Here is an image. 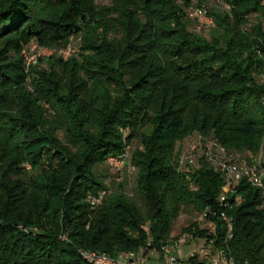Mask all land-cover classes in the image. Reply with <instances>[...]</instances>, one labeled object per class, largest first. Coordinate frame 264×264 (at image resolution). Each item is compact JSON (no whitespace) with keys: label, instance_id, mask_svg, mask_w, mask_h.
Here are the masks:
<instances>
[{"label":"trees","instance_id":"1","mask_svg":"<svg viewBox=\"0 0 264 264\" xmlns=\"http://www.w3.org/2000/svg\"><path fill=\"white\" fill-rule=\"evenodd\" d=\"M112 2L0 0V264L159 255L183 207L206 213L183 229L190 240L264 264V186L225 193L204 154L182 162L199 135L249 163L264 151V0L218 1L230 9L209 7L204 33L190 14L203 0ZM71 37V58L27 68L26 46ZM110 157L134 168L132 194Z\"/></svg>","mask_w":264,"mask_h":264},{"label":"built area","instance_id":"2","mask_svg":"<svg viewBox=\"0 0 264 264\" xmlns=\"http://www.w3.org/2000/svg\"><path fill=\"white\" fill-rule=\"evenodd\" d=\"M220 1V0H219ZM226 9H230L229 4L222 3ZM192 17L196 19L200 26H205L208 29L215 25L213 17L208 12V7L202 5L193 9L190 13ZM80 38V37H79ZM81 39V38H80ZM79 41L78 38L75 39L71 37L70 42L65 46L58 49H50L47 47L39 46L36 43L29 44L23 50V54L26 60V66L29 68L30 65H35L39 62L42 57L49 56L53 53H57L64 59L73 56L76 53V42ZM34 44V45H33ZM49 51L46 54V51ZM199 153L204 154L209 161H211L215 166H217L224 175L225 184L223 186L224 192L228 193L235 189L236 185L243 179L247 180L251 185L255 187L264 186V172L260 168L259 162L264 157V151L261 149V154L258 162L249 163L245 158H238L233 153L228 152L220 143L215 139L199 135L197 140L189 144L186 148L182 162L188 160L193 163ZM126 156V155H125ZM108 162L118 170H121L126 163L124 157H110ZM106 191H103L99 196H89L90 204L95 207L101 202ZM225 199V195H222L221 200ZM206 213L203 212L197 217V221H201ZM224 219L228 221L231 226V221L224 214ZM192 237L191 233H184V236L179 238L178 242H187L188 239ZM62 238H66L63 236ZM82 256L90 264H150L149 255H144L137 252H127L122 253L118 257H113L105 252H97L90 250H83ZM161 253L164 255L165 264H180L178 257L174 256L170 246L164 244L161 247ZM206 255L209 252H204ZM177 262V263H175ZM212 264H236L232 258H229L225 251L217 250L211 259Z\"/></svg>","mask_w":264,"mask_h":264},{"label":"rangeland","instance_id":"3","mask_svg":"<svg viewBox=\"0 0 264 264\" xmlns=\"http://www.w3.org/2000/svg\"><path fill=\"white\" fill-rule=\"evenodd\" d=\"M218 1L219 0H203L202 4L204 5V3H205L208 8L210 7V9H213L214 5L219 6L221 4ZM95 2L99 6L111 7L113 4L112 0H95ZM193 3L195 4L194 7L198 6L197 0H193ZM220 7L222 9H226V7L223 4H221ZM251 21L252 22L257 21V14H253L251 16ZM194 29L204 33L207 31L208 28L205 26H200L199 23L197 22L196 25H194ZM78 40L80 41L81 39L78 37ZM79 41H77L75 43L76 46L79 44ZM48 53H49V51L47 50L46 54H48ZM71 57H69V58H71ZM260 154H261V150L259 151V154L254 157V160L256 162L259 161ZM115 170H118V169L115 168ZM133 170H134L133 167H129L126 165L121 170H119V174H120L121 179H122V177L126 178V181H127L126 189H127L128 193H130V194H132L134 191V182H135L134 173L135 172H133ZM197 217L198 216L195 214V212L190 207H183L180 215L174 221L173 231H172L171 237L169 239L168 246H170V249H171L173 255L178 257V259H179L178 262L180 264H189L188 259L190 258L191 255L196 254V253L199 254L200 259L205 260V264H209V263H211L212 256L214 255V249H212V248L210 249L209 246L207 244H205L203 241L196 242L194 240L188 239L187 242H178L179 238L182 237V235L184 236L185 231H183V229L185 227H187L191 222L196 221ZM200 225L202 227H207V225L204 222H200ZM203 251L209 252V254H207L205 257V254ZM147 252H148V254H147ZM160 253H161V251L159 252V255L155 252L153 253L150 251H144V255H149V261L150 262L154 261L155 264H165L164 263V255H161ZM154 256L156 259L154 258ZM175 263H177V262H175Z\"/></svg>","mask_w":264,"mask_h":264}]
</instances>
